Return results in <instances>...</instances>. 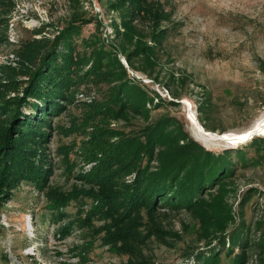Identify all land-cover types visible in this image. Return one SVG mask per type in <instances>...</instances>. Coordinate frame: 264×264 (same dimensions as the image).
<instances>
[{
	"label": "rangeland",
	"instance_id": "obj_1",
	"mask_svg": "<svg viewBox=\"0 0 264 264\" xmlns=\"http://www.w3.org/2000/svg\"><path fill=\"white\" fill-rule=\"evenodd\" d=\"M111 1L12 0L13 10L5 17L7 42L0 43V65L14 66V49L33 38L34 31L42 32L35 38H53L72 18L92 21L74 37L78 53H89L93 48L89 43L93 42L103 43L109 51L120 46L123 29L119 26L118 34L113 30L114 24H120V15L110 9ZM156 1L168 14L162 24L168 35L157 53L156 68L146 67L151 76L135 71L122 54L117 59L129 77L138 79L151 97L155 93L163 102L156 108L149 105L146 117L128 115L125 120L108 121L104 128L123 138L138 137L152 122L167 117L176 121L190 139L215 154L248 144L203 143L195 137L192 117L206 132L214 134L243 133L264 120V0ZM94 19H98L96 24ZM135 25L144 34L148 32V22ZM133 64L141 67L139 60H133ZM108 87L107 83L80 86L76 100L65 104L62 113L52 118L46 142L52 160L47 189L55 195H84L72 201L62 217L55 218L47 209L46 190L21 183L0 209V264H134L128 254L102 241L108 233L106 224L112 220L97 216L88 227L81 229L75 223L70 234L59 236L61 228L79 218V211L86 212L95 204L90 191L100 194L118 190L114 185L100 190L79 177L94 165L84 150L93 126L100 125L86 119L88 107L84 103L100 100ZM205 99L210 100L208 106L202 104ZM170 101L176 104H167ZM246 158L255 159L257 164L235 167L232 178L223 184V204L217 202L216 189L204 195L208 219L200 220L193 212L165 209L152 212V218L143 211L130 219L124 216L123 225H136L138 239L148 235L151 219L164 232L158 238L151 234L142 242L135 238L134 243H125L140 256L137 264H197L195 254L207 253L210 247L219 252L218 264H232V257L214 238L240 221L247 226L248 245H254L246 250V264H264V143L258 150L255 146L246 148ZM133 177H115L114 181L129 183ZM248 193L255 195L243 202ZM239 253L236 248L234 255Z\"/></svg>",
	"mask_w": 264,
	"mask_h": 264
},
{
	"label": "trees",
	"instance_id": "obj_2",
	"mask_svg": "<svg viewBox=\"0 0 264 264\" xmlns=\"http://www.w3.org/2000/svg\"><path fill=\"white\" fill-rule=\"evenodd\" d=\"M13 5L12 0H0L1 44L7 42L5 17L11 13ZM110 9L120 15V24L113 25L116 34L119 26L123 29L120 46L109 51L103 43L93 42L89 43L93 47L89 53H78L74 37L80 34L83 25L92 21L72 18L64 22L53 38H35L42 32L34 31L33 38L20 42L14 49L15 65H0V209L21 183L38 191L46 190L47 209L55 218L62 217L64 209L84 195L79 192L55 195L47 189L52 160L46 142L52 118L62 113L65 104L76 100L80 86L107 83L109 87L100 100L84 103L88 107L86 119L100 125L93 126V135L84 150L89 161H95L94 165L89 173L79 177L100 190L109 185L118 190L108 189L100 194L90 191L95 204L86 212L79 211V218L61 228L59 236L70 234L75 223L82 229L101 216L112 220L106 224L108 233L102 241L128 254L130 262L137 264L140 256L125 243H134L135 238L142 242L151 234L158 238L164 232L151 219L148 235L138 239L136 225H123L124 216L130 219L136 212L139 211L140 216L143 211L152 218V212L165 209L193 212L200 220L208 219L204 195L216 189L217 202L223 204V184L232 178L239 164H257L255 159L246 158V148L255 146L258 150L264 139L253 137L246 145L215 154L190 139L176 121L167 117L152 122L138 137L123 138L105 129V123L110 120H125L128 115L146 117L149 105L156 108L162 104L158 95L153 93L154 98L151 97L138 79L127 75L117 55L122 54L135 71L151 76L146 67L156 68L157 53L168 35V29L162 26L168 14L159 1L112 0ZM94 20L96 24L98 19ZM144 22L149 23L146 34L135 25ZM133 60H139L141 67H134ZM209 103L210 100L205 99L202 104L208 106ZM23 109L29 110L24 112ZM130 174L134 177L129 183L114 181L115 177ZM254 195L246 194L243 202H246L244 198ZM116 226L119 228L115 229ZM246 232L247 226L240 221L232 230H221L214 238L221 250L224 248L225 254L232 257V264L247 263L246 250L254 245H248ZM117 244L122 246L117 247ZM236 248L240 253L234 255ZM194 261L218 264L219 252L210 247L207 253L195 254Z\"/></svg>",
	"mask_w": 264,
	"mask_h": 264
},
{
	"label": "bare ground",
	"instance_id": "obj_3",
	"mask_svg": "<svg viewBox=\"0 0 264 264\" xmlns=\"http://www.w3.org/2000/svg\"><path fill=\"white\" fill-rule=\"evenodd\" d=\"M192 119H193V123L195 125V128L197 130L195 137L203 143H207L208 141H214V142H223V143H226L227 145H231V146H237L239 144H242V143L249 141L250 139L247 141H244V142H234L233 140L236 139L235 137L243 139L247 135H249L250 133H256L257 134L256 136H258V137L264 136V120L258 124H255L254 126L250 127L248 130H246L243 133L214 134V133L206 132L202 128V126H200L198 123H196L194 121L193 117H192Z\"/></svg>",
	"mask_w": 264,
	"mask_h": 264
},
{
	"label": "water",
	"instance_id": "obj_4",
	"mask_svg": "<svg viewBox=\"0 0 264 264\" xmlns=\"http://www.w3.org/2000/svg\"><path fill=\"white\" fill-rule=\"evenodd\" d=\"M257 134L256 133H250L249 135H247L245 138L243 139H240L238 137H235L236 139H234L233 141L234 142H244V141H247L249 139H252L254 136H256ZM243 144V143H242Z\"/></svg>",
	"mask_w": 264,
	"mask_h": 264
}]
</instances>
